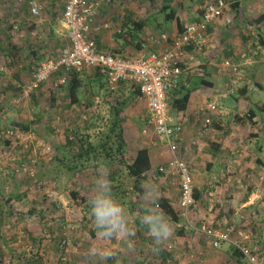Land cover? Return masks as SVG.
Here are the masks:
<instances>
[{"label": "rangeland", "instance_id": "1", "mask_svg": "<svg viewBox=\"0 0 264 264\" xmlns=\"http://www.w3.org/2000/svg\"><path fill=\"white\" fill-rule=\"evenodd\" d=\"M51 1L57 18L49 19L41 10L38 15L22 21L15 14L13 2L8 5L5 19L0 18V264H91L86 252L92 246L113 252L107 264H264V111L250 116L248 96L239 94L243 86L237 83L230 87L237 96L230 99L227 113L213 116L212 127L218 121L221 123V137L191 139L179 147V154L191 171L194 189L200 195L185 215L181 214L178 204L177 175L168 166L158 179L153 172L149 173V178L159 186L161 196L166 190L176 198L173 207L179 212L178 221L170 219L173 235L163 246L164 250L158 254L153 252L147 227L139 221L147 202L141 192H134L133 181L123 175L114 176L111 182L115 197L123 203L133 221L134 250L129 249L126 238L105 241L99 237L90 216V200L98 166L104 164L100 160L90 161L82 171L74 174L68 171L65 165L74 151L65 137L76 131L83 144L96 142L109 127V114L82 113L80 109L69 107L70 97L60 88L58 75L50 76L33 95L26 97L21 93V84L30 79L38 63L56 58L68 45L61 15L66 0ZM130 1L134 2L136 17L148 19L146 24L151 27V33L157 34L177 29L174 19L168 21L165 12H159L164 4L175 8L179 23L184 24L195 21L191 16L210 0ZM3 7L4 2L0 0V14ZM10 18L16 20V28L7 22ZM118 18L115 14L117 23ZM8 43L17 50L28 48L29 52L9 53ZM43 44L48 47L42 49ZM89 70L84 68L80 74ZM241 74L246 78L243 70ZM255 79L264 85V69ZM250 84L253 85V81ZM87 89L86 82L78 92ZM254 91L261 92L258 88ZM255 97L256 103L264 106V92L260 98ZM138 114L140 122L136 121V125H129L132 119L129 112L123 116V123H128L123 128L125 157L129 159L137 149L147 147L153 167L158 170L171 153L147 129L140 112ZM17 119L31 122L33 132L13 129L18 136L7 137L6 130H12L10 123ZM5 137L11 140L9 144ZM75 137L72 141L77 140ZM28 169H32V177ZM111 169L117 170L116 167ZM161 179H166L167 188L160 186ZM51 191L56 193L53 199L46 196ZM71 191L78 194L77 198L72 197ZM228 227L232 228L229 241L218 246L207 243L205 229ZM236 238L248 245L255 257L254 263L245 256L238 261L230 256L235 247L232 241Z\"/></svg>", "mask_w": 264, "mask_h": 264}, {"label": "crops", "instance_id": "2", "mask_svg": "<svg viewBox=\"0 0 264 264\" xmlns=\"http://www.w3.org/2000/svg\"><path fill=\"white\" fill-rule=\"evenodd\" d=\"M2 1L4 2V9L3 13L0 14L1 17H6L8 14L7 9L10 8L8 5H11L12 2L15 4V14L20 20L23 21L24 19L31 17L28 0ZM226 1L229 5L228 12L233 16V23L231 25H226L222 19L212 22L208 26L206 44L201 47L192 46L187 48L181 63V81L177 87L172 88L169 91L168 98L170 113L174 117L181 118L183 122V135L179 147L183 146L191 139L197 141L204 137L208 140L214 136H220L223 134V130L219 131L221 123L218 121L213 125L214 127H212L211 122L206 132L201 137L197 138L196 131L200 125L202 116L199 119L196 117L198 114L203 115L205 113L204 111L207 109L203 111L202 108H206L207 104H213L215 105V110L210 113L213 121L215 118H213L214 115H218L220 112L223 115L227 113L231 98L236 99L237 95L234 94V91H231L232 89L230 88L232 86V81L229 79L230 77L227 70L222 66V61L224 59H231L239 65L240 79H238L236 83L243 86L241 87V93H244V96H248L247 99L249 100V104L247 105V108L249 109L250 115L251 111H254L253 116L257 115L259 111H264V106L260 105V103H256L259 99L255 97L258 95L260 98L261 92H264V85L255 79V76L263 74L264 69V0ZM38 2L41 6V10H44L45 15L49 19H53L57 16L56 9H53L54 2L51 0L50 2L46 0L43 2L38 0ZM234 2H237V4H235L236 7H233L234 5L231 6V3ZM132 4H134V2L130 0H113L110 4L104 3L101 5L95 16L92 27L93 29L100 25L98 26L100 29L96 31L92 30L90 34L99 49L110 52L120 50L122 53H129V55L133 54V48L128 44L125 45L124 40L119 34L122 33V31H131L133 21L138 19L136 17L137 12L133 10ZM63 6L64 4L62 5V11ZM201 11H197L195 16L192 15L191 19L197 20ZM115 14L116 16H119L118 23L115 19ZM150 28L151 27L148 26V24H145L141 31L142 37L146 38L149 34H152ZM176 28V30L172 32L169 31V33L173 34L178 31V25ZM153 29H155V26ZM30 31L32 34L37 33L36 30ZM45 43L48 44V39ZM46 44L42 45V49L48 47ZM154 47L160 48V45L157 44L154 45ZM260 54H262V57H260ZM87 69H90L89 72L84 75L80 74L79 77L82 80V84L87 82L88 89L86 92H78L79 103L71 105L73 110L80 109L82 110V113L109 114L108 116H110L111 106H114V103L117 101L124 100L126 101V104L120 112L123 128L128 126L127 122L123 123V116H126L127 112H129V116L132 118L129 125H136V121L140 122L139 112L142 121L145 122L147 114L146 104L139 90L133 83L130 81H120L117 87L114 90H111L108 87L105 78L100 76L94 68L89 67ZM242 70L247 79L241 74ZM251 81H253V85L250 84ZM256 88L261 92L255 93L254 90ZM186 92H188L189 96L185 109L178 110L174 108L170 104L171 101ZM229 92H232L233 94H229ZM254 97L256 98V101L254 100ZM95 100H97V103H95ZM91 109H93V113L90 112ZM135 116L137 117L134 120ZM207 147L208 145H206V148ZM150 159L152 161L151 154ZM165 176L167 177V175H164V177ZM161 181L163 183H161L160 186L167 188L166 179H161ZM162 193V195L167 197L173 205L176 198L173 197L171 193L166 192V190L162 191Z\"/></svg>", "mask_w": 264, "mask_h": 264}, {"label": "built area", "instance_id": "3", "mask_svg": "<svg viewBox=\"0 0 264 264\" xmlns=\"http://www.w3.org/2000/svg\"><path fill=\"white\" fill-rule=\"evenodd\" d=\"M113 0H66L62 11V21L66 28L68 45L61 50L56 58H47L38 63L30 79L21 84L23 96H30L50 76L58 75V83H63L70 71H82L84 68H94L106 80L108 87L114 90L120 81H130L139 90L146 104V126L154 136L163 142L171 157L158 168L165 173L168 166L179 179V199L181 214L194 204L193 177L187 163L179 154V143L183 135L181 118L170 113L169 91L179 85L181 81V63L185 51L189 47H201L207 42L208 26L222 19L226 25L233 22V16L228 12L226 0H210L204 4L198 19L182 24L175 33L165 31L149 34L141 41L136 53L131 56H122L110 51L101 50L92 38L91 31L99 30L100 25L93 27L95 16L102 4H110ZM31 16L40 13L41 6L38 0H28ZM9 25L17 27L14 18L8 20ZM160 45L155 48L154 45ZM222 66L227 70L232 84L240 79L239 65L231 59H224ZM202 73V72H201ZM97 103V100H95ZM207 109L206 111H204ZM203 115H197L200 125L196 137H201L212 122L211 111L215 105L207 104L202 108ZM93 113V109L90 111ZM90 114V113H89ZM7 137L18 136L17 132L6 130ZM72 138V136H69ZM30 165V164H28ZM32 177V169H28ZM49 199L55 198L54 191L47 192ZM232 228L205 229L207 243L218 246L223 241L230 240ZM233 244L249 261L255 262V257L248 245L242 240L234 239Z\"/></svg>", "mask_w": 264, "mask_h": 264}, {"label": "trees", "instance_id": "4", "mask_svg": "<svg viewBox=\"0 0 264 264\" xmlns=\"http://www.w3.org/2000/svg\"><path fill=\"white\" fill-rule=\"evenodd\" d=\"M235 4H237V2L231 3V6L234 5L233 7H236ZM176 11L177 10L175 8L170 7L168 4L167 5L164 4L161 7V9H159V12H165L166 20L169 21L174 19L175 21H177V25L179 27L178 30H180L182 24L179 23V19L176 17L177 16ZM0 18L5 19L2 17ZM7 19L8 18H6V20ZM147 20L148 19H146V21ZM146 21L138 18L135 21H133V26L131 28L132 29L131 31L126 30V31H122V33H119L120 37L124 40L125 45L128 44L129 46H131V48H133L134 50L133 54L136 53L137 49L140 46L141 41L145 40V37H142L141 31L144 28ZM7 48L9 53H13V54L15 53L25 54L26 51L29 52L28 48L27 49L21 48L17 50L15 49V46L10 43L7 44ZM111 52L126 57L131 56L129 55V53H122V51L120 50L111 51ZM31 53L34 54L32 50ZM79 76H80V71H70L66 77V80L63 83L59 84L60 88L64 89L65 92L67 91L70 97L69 107H71L72 104L76 105L79 103L78 90L83 86L82 80L80 79ZM33 94L34 93H32V95ZM239 94H244V93H241L240 91ZM188 96L189 94L188 92H186L180 97L173 99L170 104L178 110H183L187 105ZM114 104L115 105L111 106L110 108L109 127L107 131L104 134H102V136L96 142H87L86 144H83L84 142L77 136L76 131H73L74 135H72L73 136L72 138H69L68 134L66 135L65 137L66 143L68 145H71L72 150L74 152H71L70 156L72 157V159L68 164L65 165V167L67 168L68 171L74 174L77 173L78 170L82 171L86 162H90V161L98 162L100 160L102 164L107 165V167L110 169V176H109L110 180H113L114 176L119 177L120 175H123L126 179H130L133 181L134 185L132 188L134 192L136 190L141 192L140 183L144 179L149 178V173L153 172L157 179L160 178L161 175H163L164 173L154 169L153 163L150 159L149 150L147 147H141L137 149L135 151V154L129 159L125 157L127 146L124 138V131H123L122 120H121L122 118L120 112L122 111V108L125 106L126 101L120 100ZM253 114L254 111H251L250 116H253ZM17 120H14L10 123V127L12 128V130L14 129L15 131H19L21 133L33 132L31 129V122L29 123V122H23ZM36 120L38 121L37 117ZM36 120H34L33 123H35ZM74 137L77 140L72 141ZM4 139L7 144L11 142V140L6 137ZM111 167H116L117 170L111 171L112 170ZM71 195L72 197L77 198L78 194L75 191H71ZM199 197L200 195L198 190L194 189V203L199 199ZM158 208L160 210H163L171 220L173 221L179 220V212L175 211L173 205L170 203V200L167 197L163 195L161 196ZM38 212L35 211V213ZM91 233L94 234L93 231H91ZM163 250L164 249H162L161 251ZM161 254L163 256L166 255L163 254L162 252ZM167 254L170 253L168 252ZM230 256L236 261L244 257L242 253L239 251V249L235 247L232 249Z\"/></svg>", "mask_w": 264, "mask_h": 264}, {"label": "clouds", "instance_id": "5", "mask_svg": "<svg viewBox=\"0 0 264 264\" xmlns=\"http://www.w3.org/2000/svg\"><path fill=\"white\" fill-rule=\"evenodd\" d=\"M98 168L90 200V216L97 233L105 241L117 237L126 238L129 249L134 250L133 239L136 232L133 221L123 203L114 195L109 179L110 169L106 165H99ZM140 189L147 204L139 221L147 227L152 239V250L158 254L173 235L172 221L163 210H158L161 199L159 186L151 178H147L140 183ZM86 256L91 264H107L112 259L113 252L108 248L92 246L87 250Z\"/></svg>", "mask_w": 264, "mask_h": 264}]
</instances>
